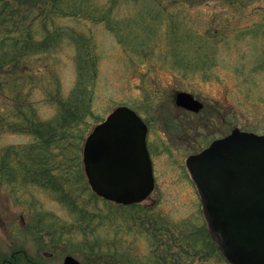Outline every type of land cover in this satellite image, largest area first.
Listing matches in <instances>:
<instances>
[{
  "label": "rangeland",
  "instance_id": "rangeland-1",
  "mask_svg": "<svg viewBox=\"0 0 264 264\" xmlns=\"http://www.w3.org/2000/svg\"><path fill=\"white\" fill-rule=\"evenodd\" d=\"M87 1L84 12L108 23L59 15L54 0H0V263L228 264L206 236L185 161L234 128L264 135V0ZM143 15L158 18L147 35L133 24ZM124 26L138 45L122 42ZM73 90L88 97L87 115L51 141L54 187L18 163L33 142L19 119L49 123L55 97ZM177 92L204 109L179 108ZM118 106L148 127L155 187L134 206L97 197L83 170L85 139Z\"/></svg>",
  "mask_w": 264,
  "mask_h": 264
},
{
  "label": "water",
  "instance_id": "water-1",
  "mask_svg": "<svg viewBox=\"0 0 264 264\" xmlns=\"http://www.w3.org/2000/svg\"><path fill=\"white\" fill-rule=\"evenodd\" d=\"M175 104L198 112L187 92ZM147 127L130 108H115L96 125L82 149L90 189L121 205L144 201L154 189ZM208 234L229 264H264V135L234 129L185 161ZM63 264H80L71 256Z\"/></svg>",
  "mask_w": 264,
  "mask_h": 264
},
{
  "label": "trees",
  "instance_id": "trees-1",
  "mask_svg": "<svg viewBox=\"0 0 264 264\" xmlns=\"http://www.w3.org/2000/svg\"><path fill=\"white\" fill-rule=\"evenodd\" d=\"M85 6H87V11L94 9V7L91 6L90 1L87 0H54L53 6L50 4L51 9L56 10L59 15H64L69 17L77 15L76 17H80V19H85V20L90 19L94 22L108 23V20L105 19V15L103 14H99L96 17L94 13L89 14L84 12V9L82 8ZM143 18L144 15L142 17L140 16V18L137 19L133 24L137 23L135 26H139L138 29L141 30L144 35H147L156 26V22H158V18L156 17V15H152L149 19H143ZM113 29L114 27L111 28L110 31H113ZM126 30L127 28L126 26H124L117 32L122 42L133 44L134 46L138 45L139 39L142 38H140V36L134 34L133 32L127 34V32H125ZM121 31H124L125 34H123V32ZM174 33L175 31L170 32L171 35L170 38L173 44L178 42V40H176V35ZM43 45L44 44H40L39 46L41 47ZM18 52L19 54L21 53L20 51ZM2 53L3 54L8 53L7 47H2V48L0 47V54ZM179 53H181V51L180 49H177L172 54L174 55V59H175L174 64L181 65L182 56H179ZM0 64H1V59H0ZM86 64L87 62H85L84 60L80 63L81 67L84 68H86L85 67ZM88 70H89L88 73L92 75V73H94L95 71L94 66L90 65L88 67ZM54 103H56V106L58 108V113L47 124L34 121L29 117H24V115H22L23 117L19 119L22 120L21 125L25 129L22 130L21 132H25L26 134L31 135L33 137V142L29 146H26L25 149L20 151L18 163L20 164L21 162L25 165H29L30 167L29 170L32 171L33 177H36V179L41 180L42 183L43 182L48 184L52 183V186L56 187L55 186L57 185L55 183L56 180L53 179V175L50 172L48 165L50 159L48 155H49V147L51 146V141L53 139H57V138L59 139L65 137L66 135L72 132V129L78 126L80 121L85 117V115H87L85 109H87L86 107L88 104V97L87 96L85 97L84 92L82 90H73L70 92L67 98H62L59 96L55 97ZM17 119L18 118H16L15 122H10V124H12L14 131L20 132ZM11 168H16V167L11 166ZM17 172H19L17 169L13 170V174L15 173V175L14 176L12 175V179L16 178ZM206 236L210 240L208 234ZM210 241L209 244L211 243ZM214 251H216V249H214Z\"/></svg>",
  "mask_w": 264,
  "mask_h": 264
},
{
  "label": "flooded vegetation",
  "instance_id": "flooded-vegetation-1",
  "mask_svg": "<svg viewBox=\"0 0 264 264\" xmlns=\"http://www.w3.org/2000/svg\"><path fill=\"white\" fill-rule=\"evenodd\" d=\"M203 109H204V107H203ZM202 109V110H203ZM187 111H189V110H187ZM189 112H192V111H189ZM194 113V112H193ZM147 148H148V152H149V155H150V151H149V147H148V141H147ZM150 158H151V155H150ZM152 160V159H151ZM152 167H153V165H152ZM18 252H23V250H19V251H16V254H18ZM12 257H13V254H12ZM23 258H25V256L23 255ZM16 260H14V262H15ZM0 264H4V263H0ZM8 264H12L11 262H8ZM35 264H39L38 262H35Z\"/></svg>",
  "mask_w": 264,
  "mask_h": 264
}]
</instances>
